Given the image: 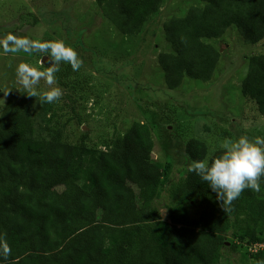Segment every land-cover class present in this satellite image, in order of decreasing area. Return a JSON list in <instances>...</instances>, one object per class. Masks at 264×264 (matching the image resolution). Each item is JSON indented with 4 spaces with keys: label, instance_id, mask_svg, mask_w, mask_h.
<instances>
[{
    "label": "trees",
    "instance_id": "obj_1",
    "mask_svg": "<svg viewBox=\"0 0 264 264\" xmlns=\"http://www.w3.org/2000/svg\"><path fill=\"white\" fill-rule=\"evenodd\" d=\"M201 1L164 24L171 50L158 61L169 89L213 79L221 52L207 40L229 28L250 44L264 40V0ZM163 2L97 0L126 35L140 33ZM242 94L264 114V53L250 57ZM53 117L52 104L12 98L0 117V243L8 249L0 264H219L240 247L264 261V249L247 246L264 242V177L259 193L245 189L225 212L194 172L174 181L173 165L152 158L148 124L135 122L102 150L86 136L64 140ZM185 151L192 162H210L223 148L210 155L191 138Z\"/></svg>",
    "mask_w": 264,
    "mask_h": 264
},
{
    "label": "rangeland",
    "instance_id": "obj_2",
    "mask_svg": "<svg viewBox=\"0 0 264 264\" xmlns=\"http://www.w3.org/2000/svg\"><path fill=\"white\" fill-rule=\"evenodd\" d=\"M202 4L164 0L140 33L126 35L102 15L97 0H0V117L10 98L36 105L51 74L62 92L52 103L53 123L64 127V140L75 144L86 136L89 147L104 150L135 122L146 123L155 141L152 158L173 165L174 181L193 163L185 151L191 138L205 141L212 155L225 139L264 137V114L242 94L250 57L264 53V40L250 44L231 27L207 40L221 52L211 81L186 78L174 90L167 86L158 61L171 50L164 24ZM69 50L75 69L60 59ZM19 65L40 77L33 89L19 81ZM160 213L168 220L166 208ZM219 264L255 262L240 247Z\"/></svg>",
    "mask_w": 264,
    "mask_h": 264
},
{
    "label": "clouds",
    "instance_id": "obj_3",
    "mask_svg": "<svg viewBox=\"0 0 264 264\" xmlns=\"http://www.w3.org/2000/svg\"><path fill=\"white\" fill-rule=\"evenodd\" d=\"M22 47V46H21ZM60 57L72 63L75 69L78 65L74 62V53ZM17 77L25 89H33L40 77L35 72H29L24 65L17 67ZM48 90L41 91L39 97L42 102L52 104L57 102L62 92L58 87H53L54 79L49 74L47 79ZM29 96H37L30 91ZM223 151L219 156L208 160L196 161L188 166L189 172H194L200 179L206 182L220 202L225 212L230 211L233 201L239 198L245 189L256 193L261 191L259 179L264 177V137L250 138L241 135L237 138H228L223 141ZM0 255L7 258L8 249L0 243ZM264 264V261L259 262Z\"/></svg>",
    "mask_w": 264,
    "mask_h": 264
},
{
    "label": "built area",
    "instance_id": "obj_4",
    "mask_svg": "<svg viewBox=\"0 0 264 264\" xmlns=\"http://www.w3.org/2000/svg\"><path fill=\"white\" fill-rule=\"evenodd\" d=\"M248 246V250L252 253H256L260 250L264 249V242H255L251 245H247Z\"/></svg>",
    "mask_w": 264,
    "mask_h": 264
},
{
    "label": "snow or ice",
    "instance_id": "obj_5",
    "mask_svg": "<svg viewBox=\"0 0 264 264\" xmlns=\"http://www.w3.org/2000/svg\"><path fill=\"white\" fill-rule=\"evenodd\" d=\"M66 55H70V53H66Z\"/></svg>",
    "mask_w": 264,
    "mask_h": 264
}]
</instances>
